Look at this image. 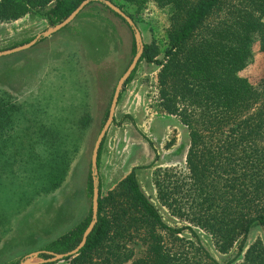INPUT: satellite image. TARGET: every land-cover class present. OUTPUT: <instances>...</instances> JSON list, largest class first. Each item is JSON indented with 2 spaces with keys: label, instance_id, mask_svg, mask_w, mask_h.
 <instances>
[{
  "label": "rangeland",
  "instance_id": "374dc122",
  "mask_svg": "<svg viewBox=\"0 0 264 264\" xmlns=\"http://www.w3.org/2000/svg\"><path fill=\"white\" fill-rule=\"evenodd\" d=\"M113 1L132 15L143 43L154 46L156 58L161 59L169 41L171 7H160L153 0L143 6L134 0ZM116 13L104 1L93 0L49 36L44 32L61 21L51 25L35 12L0 22V52L41 34L28 48L0 54V94L18 107L11 129L0 137V264L23 259L26 264H68L32 253L43 250L92 211L88 180L94 146L108 119L116 86L140 48L134 28ZM160 68L142 59L125 83L100 147L98 181L105 195L135 169L164 220L181 226L185 222L159 201L154 171L189 172V128L163 107ZM239 74L264 87V51L257 45L252 62ZM55 168L62 177L53 187ZM196 230L209 250L222 258L209 234ZM183 234L191 236L187 229ZM258 240L264 244L262 226L251 229L247 246ZM126 241L125 245L116 241L121 253L115 264H131L146 252L140 237Z\"/></svg>",
  "mask_w": 264,
  "mask_h": 264
},
{
  "label": "trees",
  "instance_id": "16d2710c",
  "mask_svg": "<svg viewBox=\"0 0 264 264\" xmlns=\"http://www.w3.org/2000/svg\"><path fill=\"white\" fill-rule=\"evenodd\" d=\"M83 1L0 0V22L35 12L55 25ZM153 1L171 7L169 41L161 59L154 46L144 44L141 60L160 65L163 107L187 125L190 140L189 172L157 168L155 185L161 204L185 223L172 226L164 220L133 169L116 188L100 192L97 221L84 247L64 260L115 264L121 253L116 243L125 245L138 236L147 248L131 264H264L262 241L247 246L251 229L264 228V87L239 74L252 62L256 45L264 51V0ZM16 109L0 94V137L11 129ZM100 154L101 149L98 162ZM56 171L53 187L62 177ZM88 188L93 192L92 175ZM92 216L91 211L43 250L61 254L76 248ZM196 228L209 234L222 258L209 250ZM186 229L190 237L182 235ZM47 252L46 258L54 257Z\"/></svg>",
  "mask_w": 264,
  "mask_h": 264
},
{
  "label": "water",
  "instance_id": "95a60500",
  "mask_svg": "<svg viewBox=\"0 0 264 264\" xmlns=\"http://www.w3.org/2000/svg\"><path fill=\"white\" fill-rule=\"evenodd\" d=\"M91 1H93V0H84L67 18H65L64 20H62L60 23L56 24L52 28L46 30L44 32V36H49V35L57 32L61 28L65 27L66 25H68L77 16V14L85 6H87ZM101 1H104L111 9H113L115 12H117L123 18H125V20L129 23V25L134 28V30L136 32V36H137L138 41L140 43V48L137 51L135 57L133 58L131 64L129 65L127 70L124 72V74L122 75V77L120 78V80L116 86L114 96L112 99V103H111V107H110V111H109L108 119L106 120V123H105L103 129L101 130V132L98 136V139L95 143V146H94L93 156H92V171H93L92 176L94 178L93 207H92V212H93L92 217L93 218H92V221L90 222L89 226L87 227V229L84 233L82 241L80 242V244L76 248H74L68 252H65V253L55 254L53 252H47L45 250H41V251L33 252L32 254H39V253L47 252V253H50L51 255H54V257H52V258L65 259V257L76 255L84 247L86 240H87V237H88L89 233L91 232V230L93 229V227L97 221V217H98L99 196H100L99 181H98V169H99L98 168V155H99V150H100L102 141H103L107 131L109 130L111 124L113 123L121 91H122L126 81L130 78L133 71L136 69L139 61L141 60V56L143 54L144 43L142 40V35H141V32H140L139 28L137 27L135 21L133 20V18H131V16H129L126 12H124L121 8H119V6L114 4L112 1H110V0H101ZM40 36H41V34L37 35L36 38H34L33 40H31L30 42H28L26 44H23L21 46H17L13 49H10V50L0 52V54H8V53H12L14 51H19L21 49L28 48V47L32 46L33 44H35L36 41L40 38ZM24 260L25 259L21 260L19 264H26V262Z\"/></svg>",
  "mask_w": 264,
  "mask_h": 264
}]
</instances>
